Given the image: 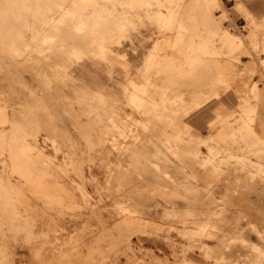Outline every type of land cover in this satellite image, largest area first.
<instances>
[{
  "label": "rangeland",
  "instance_id": "obj_1",
  "mask_svg": "<svg viewBox=\"0 0 264 264\" xmlns=\"http://www.w3.org/2000/svg\"><path fill=\"white\" fill-rule=\"evenodd\" d=\"M49 1L50 5L68 3L81 13L79 30L87 41H70L61 25H45L53 29L42 41L35 37L37 27L29 25L28 7L22 0H0V44L11 59L0 62L1 146H17L13 138L24 131L28 141L36 142L51 162L61 165L63 173L59 196L51 200L60 205L53 206L50 224L44 226L47 264H147L130 253L129 258L113 244L118 232L129 236L133 246L151 249L161 259L173 255L172 246H182L189 258L202 264H251L247 258L256 253L251 241L244 239L246 228L241 225L248 223L247 228L264 241V169L257 167L264 164V145L255 143L257 136L264 139V115H249L243 109L264 102V28L255 45L244 27L248 16L244 0H177L172 17L176 20L170 23L183 26L182 34L188 35L179 42L172 32L177 28L163 24L156 12L160 4L168 13V0ZM66 10L36 9L47 13L48 21L51 16L63 17ZM218 22L224 29L240 32L249 51L242 47L229 56L218 38L224 31ZM193 31L211 33L212 46L219 51L202 58L195 49L194 57H185ZM93 38H107V53L96 51L97 64L82 71L79 63L88 58L87 42H98ZM42 42L41 52H33ZM150 50H154L152 61ZM130 81L144 98L141 111L128 96ZM252 83L257 84L260 99L253 100L245 91ZM56 91L61 97L50 95ZM243 122L253 128L240 130ZM193 134L211 143L216 152L207 153L208 146L191 152L185 142L195 140ZM71 177L83 185L91 205L75 208L72 199L78 200L79 193ZM50 178L43 176L53 195L57 189ZM130 195L136 199H126ZM174 208L184 212L182 218L171 213ZM88 217L91 223L102 218L105 230L90 233L88 224L81 222ZM203 223L207 230L194 234ZM107 254L112 258L103 261ZM256 262L264 264V256Z\"/></svg>",
  "mask_w": 264,
  "mask_h": 264
},
{
  "label": "bare ground",
  "instance_id": "obj_2",
  "mask_svg": "<svg viewBox=\"0 0 264 264\" xmlns=\"http://www.w3.org/2000/svg\"><path fill=\"white\" fill-rule=\"evenodd\" d=\"M22 1L24 3V7H28L27 20L29 22L30 27H33V26L37 27V29L35 31L37 33L35 35L36 38L42 39V41H44L47 37L51 36L47 32H49L48 30L51 31L53 28L51 29L50 27L45 26V25H49V26L61 25L62 30H64V32H65V35L70 36V38H69L70 41L76 42V41H79L80 39L83 40L82 38H85V40L87 41L85 34L81 33L79 30V29H82V28H80V25H79V23L82 22V20L80 18L81 13H79V12L75 13L74 10H72L68 7V3L51 4L50 5V3L52 1L46 0L48 2H45L44 4L41 5L43 0H30V1L29 0H22ZM96 1H98V0H96ZM176 1L177 0H168L169 4L166 5L168 8V10H167L168 13H166L164 9L161 10V8H159L161 6L160 4L158 7V11H156L157 14L159 15V18L162 20L163 24H165V25L171 24L170 26L173 29H175L174 27L177 28V24H178L177 23L173 27L172 25H174L175 22L170 23L171 20H176V19L172 18L173 14H174V11H173L174 4L173 3H175ZM196 1L200 2L201 0H196ZM27 2H28V4H27ZM92 2L94 3L95 1H92ZM102 3H104V2H102ZM76 4H78V3H76ZM97 4H95V5H97ZM117 4H119V3H117ZM117 4H113V5H117ZM72 5L75 6L74 4H72ZM40 6H42V7L57 6L60 11H63L64 9H67V10H66V14H64L63 17L56 19V17L51 16V20L48 21V20H46L47 13H44L42 11H36V9ZM97 7H94V9ZM174 7L176 8V6H174ZM114 8H117V7H114ZM103 9H102V11H103ZM139 9H140V7H139ZM246 10L247 11L245 13L248 14V16L246 17L247 22H246L244 27L249 32L251 37H253V39H254L253 43H255V45H259V43H260L258 41L259 36H260L259 31L262 30V28H264V13L261 15H258L256 13H254L248 7V5L246 6ZM124 11H127V9ZM134 11H136V9ZM98 12H100V11H98ZM128 12H129V10H128ZM183 12H181L180 14H182ZM129 14L130 13H128L127 15H129ZM132 14L133 13L131 12V15ZM123 15L125 16V14H123ZM94 16H96V15H94ZM98 16L99 15H97V17ZM176 16H178V15H176ZM121 18H123V17H121ZM131 18H132V16H131ZM174 18H176V17L174 16ZM133 19L134 18L131 19L132 22H133ZM178 19H179V17H178ZM121 20L122 21H120V22L124 21L123 19H121ZM95 21L97 22V20H95ZM117 22H118V20H117ZM129 22H131V21H129ZM112 24H113V22H112ZM115 24H117V23H115ZM127 24H129V23H127ZM131 24H129V26ZM90 25H91V23H90ZM218 26L220 27L221 23L218 22ZM168 27H169V25H168ZM182 27L183 26L179 25V28L175 29V31H172V32L177 33V35H176L177 37H174L175 35L174 36L172 35L173 38H176V42H179L183 38V36L187 35V34H185V35L182 34V32H183ZM221 29L224 31H222V33H220L218 35V38H219V41L221 43V46L226 49V52L229 56H234L235 55L234 53H237L238 49H240L242 47H245L249 51L246 39L240 32L232 31L229 29H224V27H222V26H221ZM110 30H111V28H110ZM196 30H198V29H196ZM103 31H105V30H103ZM101 32H102V30H101ZM108 33L103 32V34H108ZM263 33H264V31H263ZM210 34L211 33L204 34V33H201L199 31L198 32L193 31L189 36L190 37L189 45L187 47H185V49L183 51V54L185 55V57H189V58L192 56L194 57V55H191V52L195 49H197L199 51L198 53H200L199 55H198V53L195 54L196 57H198V56L202 57L203 55L205 56L207 54L217 53L219 50L216 49L215 46H212V43H211L212 41L209 39V38H211ZM54 36H55V34H54ZM194 36H198V40L195 41ZM104 37H106V36H104ZM126 38H128V37H126ZM101 39H103V38H101ZM106 39H103L104 41H102V40H99L98 38H93V40H92L93 42H96V41H98V42L97 43H90V44L87 42V49L89 52L88 58H87L86 62L79 63V67L82 68V71L89 69L91 64H95V65L97 64V62L94 58L95 57L94 55H96V53H97L96 51H103V53H107V50L105 49ZM110 39H111V37H110ZM124 40H125V37H124L123 41ZM260 40H261V38H260ZM43 43L44 42H42L41 44H39V43L35 44V49L33 50V52H36V53L41 52L39 47H43ZM262 44H264V43H262ZM45 45H47V44H45ZM123 45L124 44H122L121 46H123ZM255 45H252V47ZM115 46H117V45H115ZM121 46L119 45L117 47H121ZM262 47H263V45H262ZM47 49H50V46H47ZM54 54H55V52H54ZM35 56H37V55H32L31 57H35ZM6 57L8 59H6ZM55 57H56L55 59H57V57H60V56L55 55ZM110 57H111V61H113V58H114L113 54H110ZM153 57H154V50H153V52L151 51V54L148 55V58L151 61H152ZM131 59H133V58L131 57ZM131 59H130V61H131ZM253 59L255 60L254 57H253ZM0 62L11 63V59L9 58L6 49L1 44H0ZM189 62H190V60H189ZM53 63H55V60L53 61ZM74 69H76V68H73L72 70H74ZM41 77H42V75H41ZM129 84H131L132 86ZM129 84L126 87L127 91H129L128 96L131 100V103L133 105H135L137 107V110L139 111L140 109H142L141 106H143V104H142L143 102L141 101V99H144V98L142 96L138 95L137 91L139 88L136 87V85L133 81H130ZM245 88H246L245 91L250 92L252 94L253 100H254V98H256V99L261 98L260 97L261 94L258 93L257 84L252 83L249 86L246 85ZM141 90L142 89H140V91ZM50 95L52 97H58V96L61 97V93L57 92V91L54 94H50ZM248 100L249 99H247L246 101H248ZM243 106H245V105H243ZM246 106L243 109L244 113H248L249 115H251L250 113L256 112V113H260V114L264 115V102H263V104L259 105L258 107L254 106V105L247 106V107ZM245 117H246V115H245ZM202 118H204V115H202ZM250 120H251V118H250ZM211 122H212V120L209 121V124H211ZM238 128L242 131H249V129H252L253 126H252V123H249V122L244 123L243 122L242 124L238 125ZM16 133H18V134L16 135V137L13 138V140L17 146L13 147L12 145H10V146H8V148H2L1 145H2V143H4V138H3L4 134L0 132V264H47L46 259H44V254H45L44 253V242H45L44 236H45V231H46L44 226H45V224L46 225L50 224V212H51V209H53V206L56 205L55 207H58L60 205L57 202L51 201V200H52L53 196H59V190L62 187V181H64V180H62L63 176L61 178L60 175L63 173H62V170L60 168L61 165L59 163L51 162L52 159L47 157L49 155H47L45 153V151L43 150V148L40 145H38L36 142L28 141L26 132L19 131ZM196 136L197 135L193 136V138L195 140L189 139V140H186V142H185V146L191 152L198 151L200 146H208L209 151L207 153L210 152L212 154V152H216L215 147L211 143H207V140H204V139H197ZM263 140L257 136V138L255 139V143L264 145ZM144 144L151 145V143L149 141H145V140H144ZM201 156L202 155H200V157ZM165 158L167 159V157H165ZM205 158H206V155H205ZM134 159L139 160L140 157L136 156V157H134ZM146 159H150L151 161H153V159L149 156H148V158L146 157ZM141 160H144V158H141ZM257 167L259 170H263L264 164L260 163L257 165ZM121 173H119V175ZM43 176H52V178H50V180H49L50 184L57 189V192L54 193L53 195L51 194L52 191H51L50 187H45ZM69 180H71L73 182L74 188L77 189L76 191L79 193V199L78 200L76 198L72 199V203L74 204V206H76L75 208H78V210H80L79 208L82 205L83 206L91 205L92 202L90 201L88 194H87V191L85 190L83 185L81 183H74L77 181V178L71 177V179H69ZM132 198L136 199L135 197H133L131 195L128 196L126 199L130 200ZM57 199L61 200L62 197H59ZM171 213L173 215H175V216L177 215L181 218L184 215V212L179 210L178 208H174V210ZM91 214H95V210H92ZM168 214H170V212H168ZM40 216L42 217V219L40 218ZM44 216L46 218L45 222H44ZM90 218L91 217L83 218L81 220L82 223L88 224L87 229H89L88 231L90 233H93V230H97L98 232L105 230L106 224L102 218L99 220L98 223H95V222L91 223L89 220ZM140 218H141V216H140ZM143 218L145 219V217L142 216V219ZM142 219H140L139 221H141ZM139 221H137V222H139ZM143 221H145V220H143ZM148 221H150V220H148ZM134 222H136V221L134 220ZM144 225H145V223H144ZM206 225H207V223H203V224L199 225L197 227L198 230H193V233L194 234H202L201 232L207 230ZM179 227L180 226H178V228ZM182 228H183V226H182ZM199 229H200V231H199ZM184 230H186L185 227H184ZM238 232L239 231L235 228L234 233H238ZM259 232H261V231H259ZM183 234H184V232H183ZM188 236L192 237L194 235H188ZM244 237L243 238L247 240L245 235H244ZM129 239H130L129 236L124 235L122 232H120V233L118 232L117 234L114 235L113 244L119 246L121 251L126 252V254H128L129 258L132 257L129 255V253H130L131 255L136 256L137 258H141L142 259L141 261H144L143 263L147 262V264H170L172 261V262H176L178 264H202L200 261H195L192 258H189L187 256L188 254L184 250V247H182V246H172V254L173 255L171 257L167 255V256H164L163 259H161L157 255V253L151 249H144L141 246H137V247L133 246V243L131 241H129ZM250 243L249 244L252 247V248L251 247L250 248L253 249L252 251H254L256 254L255 255L252 254L254 256L249 257V259L247 258V260L251 261L250 262L251 264H259V262H256V261L259 260L260 256H264V247L258 243H255V242H250ZM204 244H206V246H209V244L206 242ZM220 244H221V242H219V244L217 243L216 247H218ZM216 247L213 248L211 246L210 248L215 251ZM109 256H110V258H112L111 255L107 254L106 256L103 257V261L106 257H109ZM115 256H118V254L115 253ZM98 258H101V256L99 255ZM171 258L174 259V261L171 260ZM225 260H226L225 262L229 261L227 258ZM57 264H59V263L57 262ZM87 264H98V263H97V261H88ZM227 264H229V263H227Z\"/></svg>",
  "mask_w": 264,
  "mask_h": 264
},
{
  "label": "crops",
  "instance_id": "obj_3",
  "mask_svg": "<svg viewBox=\"0 0 264 264\" xmlns=\"http://www.w3.org/2000/svg\"><path fill=\"white\" fill-rule=\"evenodd\" d=\"M227 1H231V0H227ZM232 1L234 2L235 0H232ZM244 2L248 5V7L254 13H256L258 15H261L264 13V0H244ZM241 18L242 17H240V16L238 17V19H241ZM251 197L253 198V196H251ZM241 226L246 228L244 230V235L246 236V238L249 241L258 243L264 247V241L261 239L260 235L256 231L247 228V227H249L248 223L241 225Z\"/></svg>",
  "mask_w": 264,
  "mask_h": 264
}]
</instances>
